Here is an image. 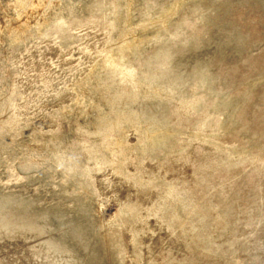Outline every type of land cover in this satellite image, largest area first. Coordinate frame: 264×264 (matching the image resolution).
I'll list each match as a JSON object with an SVG mask.
<instances>
[{"label": "rangeland", "instance_id": "374dc122", "mask_svg": "<svg viewBox=\"0 0 264 264\" xmlns=\"http://www.w3.org/2000/svg\"><path fill=\"white\" fill-rule=\"evenodd\" d=\"M0 264H264V0H0Z\"/></svg>", "mask_w": 264, "mask_h": 264}]
</instances>
